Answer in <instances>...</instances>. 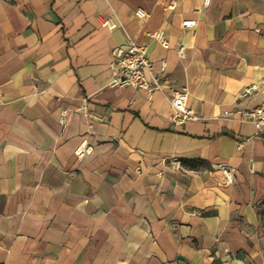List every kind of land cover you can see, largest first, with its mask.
<instances>
[{
    "label": "crops",
    "instance_id": "1",
    "mask_svg": "<svg viewBox=\"0 0 264 264\" xmlns=\"http://www.w3.org/2000/svg\"><path fill=\"white\" fill-rule=\"evenodd\" d=\"M204 1L0 0V264H264V134L223 116L264 101V0ZM129 40L196 120L108 87Z\"/></svg>",
    "mask_w": 264,
    "mask_h": 264
},
{
    "label": "built area",
    "instance_id": "2",
    "mask_svg": "<svg viewBox=\"0 0 264 264\" xmlns=\"http://www.w3.org/2000/svg\"><path fill=\"white\" fill-rule=\"evenodd\" d=\"M208 3L209 0L204 1L205 5H208ZM175 6L176 3L170 1L166 9L172 10ZM135 16L141 20H146L148 17V15L140 9L135 11ZM195 24L196 22L193 20H186L182 23L183 26H195ZM99 25L108 30H114L118 27L111 19L107 18H100ZM150 37L160 43L164 42L161 31L150 34ZM179 56L182 58L183 54L179 52ZM109 68L111 71V79L107 84L108 87L120 89L131 88L144 91L148 99L155 92H163L169 101L172 110L171 122L174 125H183L188 121L196 120V117L187 107L188 92L185 90L175 91L169 86L167 80L163 76V71L165 69L164 61L161 63L158 71L154 70L152 63L146 56V46L137 45L129 40L124 45L114 47L111 50ZM255 90V86L246 88L242 93V97L252 95ZM70 116V110L61 108L58 116V124L61 127H65ZM87 116L92 117V119L96 121H102V118L89 116V114ZM223 116L230 118L235 117L233 119L240 124H251L255 128L257 134H264V101L250 109L237 108L234 111H224ZM246 142L247 139L238 140L236 143L237 151H241ZM90 152L91 148L86 147V142H83L76 150L77 154H88ZM172 164L176 169H180L181 164L179 161H174ZM218 169L222 172L226 182L230 183L234 173L233 168L224 164H219Z\"/></svg>",
    "mask_w": 264,
    "mask_h": 264
}]
</instances>
